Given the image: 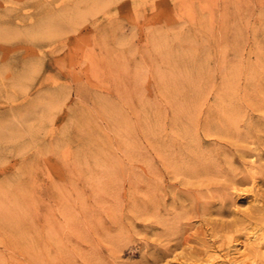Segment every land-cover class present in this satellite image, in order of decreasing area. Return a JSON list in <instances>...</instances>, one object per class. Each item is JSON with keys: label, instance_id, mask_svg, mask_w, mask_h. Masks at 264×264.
Listing matches in <instances>:
<instances>
[{"label": "rangeland", "instance_id": "1", "mask_svg": "<svg viewBox=\"0 0 264 264\" xmlns=\"http://www.w3.org/2000/svg\"><path fill=\"white\" fill-rule=\"evenodd\" d=\"M262 115L264 0H0V264H193L173 185Z\"/></svg>", "mask_w": 264, "mask_h": 264}, {"label": "bare ground", "instance_id": "2", "mask_svg": "<svg viewBox=\"0 0 264 264\" xmlns=\"http://www.w3.org/2000/svg\"><path fill=\"white\" fill-rule=\"evenodd\" d=\"M220 116L223 115L220 114ZM210 118L212 117L210 116ZM253 119L254 118H252V120ZM208 120H210L211 122V119L208 118ZM219 120L217 121V123L219 122ZM223 120L224 118L222 119L221 123L223 122ZM227 120L225 123H227ZM228 121L231 122V120ZM254 121L256 125L258 124V128H251L250 126H248L250 127V130H248L245 135L242 134L238 129V131H236L237 136H234L231 133L232 130L233 132L235 131L234 127H232L235 125V122L233 123L234 125H230L232 129L226 127V129L222 128L217 130V133L219 132L220 134L225 135L224 137L227 136L229 137V139L233 140V144L236 147L235 152H232V148L224 150V152H222V158L224 155L223 160H218L221 157V153L220 155L217 154V159H215L216 156L211 158L213 155L208 158L206 157L207 159H205L204 156L202 157V159L200 158L202 155L197 156L195 154V158L192 157L194 159H192L194 164H191V166L187 169H185L186 167L181 168L182 170L184 169V171L180 169L182 171V174H184V176L187 178V180L184 181V184H186L187 187L185 189H179L173 185L174 194L171 204L174 212H172V214L173 219H187V221L189 222L181 225V227L177 229L176 238H174V235H176L175 229L172 234L171 229L170 237L173 238L171 239V242H173V244L171 247L165 249L163 253L161 252V254H159V259H163L165 261L169 256H173V258L177 260H190L193 264H197L198 262H214L216 264H264V171H259V168H262L264 170V166H256L257 161L264 160V115L258 117L257 120L254 119ZM227 124H229V122ZM217 125L219 126V124ZM190 129L188 127L187 130H183L185 131V133H187L188 130L190 131ZM210 131L212 132V128ZM222 135L220 136L223 137ZM246 142L248 144H257L259 146L255 149L251 147L249 148L248 146H246V144H244ZM229 147L232 146L229 145L228 148ZM202 153H204V151ZM248 157H255L256 160H251V169L249 172L245 173L244 171L240 170V167L238 168V165L244 166L249 164L247 162ZM180 161L183 162L182 160ZM184 165L187 166L188 163H184L183 166ZM174 168H176V166ZM259 175H261L262 177ZM247 185H251V187H248L247 189V187H245ZM202 187L212 189L218 194L213 198L217 197L220 201L219 210L213 211L210 202L206 203L195 197L193 188H195L197 192H201L200 189ZM251 194L254 197V199H252L253 202H259L262 205H260L259 203L257 205L250 203V207L246 211L239 210L237 208V204L242 199L251 197ZM178 197H181L182 201H180ZM213 206L215 207V205ZM177 209L181 210L179 214L175 213ZM191 214L192 216L190 218ZM195 219H199L200 222H202V224L206 226L205 232H190L193 226V223L190 221ZM249 230L254 231L252 232L254 233L252 234V237L249 236L250 233L247 232ZM255 231H260L261 234L254 237V235L256 234ZM207 235L213 238V241L210 239L211 242H213L211 245L210 240L206 238ZM242 235L246 238V240H244L245 244H242L243 246H246V253H242L240 255L242 259L235 258L234 260L229 261L220 260L221 256L217 254L218 252L216 253V249L220 248L222 251H227L225 255L228 256V252L230 251L229 249L232 248L234 244L238 246V244L240 243L239 240H241L240 237ZM192 242L202 245L203 249L198 250L196 248L188 246ZM217 242H221L219 248L216 247ZM184 245L189 247L188 249L190 250L184 249L185 252L183 251L182 254H176V252Z\"/></svg>", "mask_w": 264, "mask_h": 264}]
</instances>
